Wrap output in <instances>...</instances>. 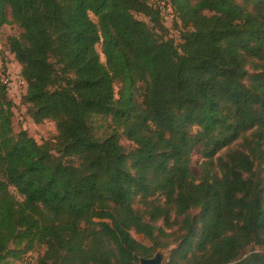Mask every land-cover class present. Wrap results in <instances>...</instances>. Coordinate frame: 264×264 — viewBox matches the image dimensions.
<instances>
[{
	"label": "trees",
	"instance_id": "1",
	"mask_svg": "<svg viewBox=\"0 0 264 264\" xmlns=\"http://www.w3.org/2000/svg\"><path fill=\"white\" fill-rule=\"evenodd\" d=\"M6 24L57 135L15 129L0 75V264H264V0H0Z\"/></svg>",
	"mask_w": 264,
	"mask_h": 264
},
{
	"label": "rangeland",
	"instance_id": "2",
	"mask_svg": "<svg viewBox=\"0 0 264 264\" xmlns=\"http://www.w3.org/2000/svg\"><path fill=\"white\" fill-rule=\"evenodd\" d=\"M170 7L172 8L170 3L164 1L161 2L163 22L165 26L168 27L169 34L174 36L178 40L179 30L175 27L177 18L174 16L173 10H171ZM138 17L140 19L148 20L142 15H138ZM94 19L96 20V18ZM18 32L19 31L16 24H6L0 31V75H2L3 80L8 78L10 83L12 84L11 92L8 91V94L14 102V127L16 130H19L20 128L27 129L28 132L33 135L38 142L54 140L57 135L56 123L51 120H45L41 123H36L28 114L27 107L23 103V96L27 91V84H22L21 67L17 60L14 58L13 54H11L8 50L6 43L8 35H17ZM98 49L101 50L100 45H98ZM102 60L104 61L103 56ZM3 65H6V72L2 70ZM92 125L95 132L101 137L110 133L114 128V125L111 122V118L97 119L96 122H93ZM119 133H122V130H119ZM120 140L128 151H131L135 148V144L128 140L125 136L121 135ZM201 162L202 158L198 153H195L192 160V172L196 177H199L201 174ZM137 205L138 207H142L141 203H137ZM161 223L162 222H159V224ZM133 235L137 240L143 242L144 244H152V242L147 239L142 233L133 232ZM158 250L163 251L165 262L168 258L169 250L163 248H158L157 251ZM38 254V252H31L21 260L12 257H9V260L12 264H34V262L36 261V257H38Z\"/></svg>",
	"mask_w": 264,
	"mask_h": 264
},
{
	"label": "water",
	"instance_id": "3",
	"mask_svg": "<svg viewBox=\"0 0 264 264\" xmlns=\"http://www.w3.org/2000/svg\"><path fill=\"white\" fill-rule=\"evenodd\" d=\"M165 260L163 251L158 250L154 256L146 258L142 257L139 264H163Z\"/></svg>",
	"mask_w": 264,
	"mask_h": 264
},
{
	"label": "built area",
	"instance_id": "4",
	"mask_svg": "<svg viewBox=\"0 0 264 264\" xmlns=\"http://www.w3.org/2000/svg\"><path fill=\"white\" fill-rule=\"evenodd\" d=\"M165 5H166V3H165ZM170 9L172 10L171 7H170ZM4 83H5L6 86H7V90H8L9 92H11V86H12V84L10 83L9 79H8V78L4 79ZM22 84H27L26 81H25V79H24L23 77H22Z\"/></svg>",
	"mask_w": 264,
	"mask_h": 264
}]
</instances>
